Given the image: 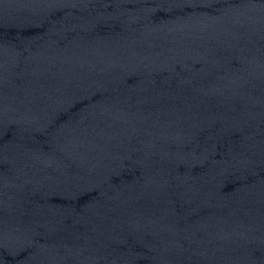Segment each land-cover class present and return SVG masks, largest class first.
Segmentation results:
<instances>
[{
  "label": "water",
  "instance_id": "obj_1",
  "mask_svg": "<svg viewBox=\"0 0 264 264\" xmlns=\"http://www.w3.org/2000/svg\"><path fill=\"white\" fill-rule=\"evenodd\" d=\"M97 20L264 43V0H0V23Z\"/></svg>",
  "mask_w": 264,
  "mask_h": 264
}]
</instances>
